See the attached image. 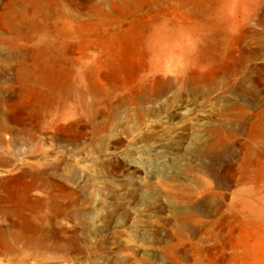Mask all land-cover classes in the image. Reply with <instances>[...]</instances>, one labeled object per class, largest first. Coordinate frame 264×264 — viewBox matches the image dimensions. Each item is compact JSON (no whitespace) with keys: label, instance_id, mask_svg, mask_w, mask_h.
Here are the masks:
<instances>
[{"label":"rangeland","instance_id":"374dc122","mask_svg":"<svg viewBox=\"0 0 264 264\" xmlns=\"http://www.w3.org/2000/svg\"><path fill=\"white\" fill-rule=\"evenodd\" d=\"M0 264H264V0H0Z\"/></svg>","mask_w":264,"mask_h":264},{"label":"bare ground","instance_id":"6f19581e","mask_svg":"<svg viewBox=\"0 0 264 264\" xmlns=\"http://www.w3.org/2000/svg\"><path fill=\"white\" fill-rule=\"evenodd\" d=\"M136 41H137V38L135 36V34L133 32H129L127 34V36H125V39H124V45H128V49H132L135 47L136 45ZM49 85L50 86H56L57 85V82L56 81H50L49 82Z\"/></svg>","mask_w":264,"mask_h":264}]
</instances>
